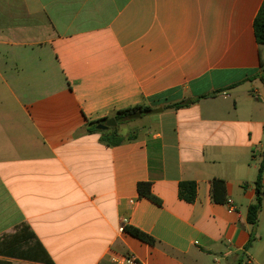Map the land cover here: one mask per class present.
<instances>
[{
	"label": "crops",
	"instance_id": "1",
	"mask_svg": "<svg viewBox=\"0 0 264 264\" xmlns=\"http://www.w3.org/2000/svg\"><path fill=\"white\" fill-rule=\"evenodd\" d=\"M263 2L0 0V264H264V195L258 226L247 220L264 158ZM139 105L153 110L131 140L88 132ZM215 178L234 210L212 200ZM124 219L156 244L120 233ZM33 250L43 261L21 256Z\"/></svg>",
	"mask_w": 264,
	"mask_h": 264
},
{
	"label": "trees",
	"instance_id": "2",
	"mask_svg": "<svg viewBox=\"0 0 264 264\" xmlns=\"http://www.w3.org/2000/svg\"><path fill=\"white\" fill-rule=\"evenodd\" d=\"M254 30L255 35L258 43L262 46H264V2L255 18L254 21ZM181 104H174L170 105L168 107L175 108L180 107ZM153 108L149 105H139L134 106L131 108L123 109L118 111L114 118L117 122V127L110 128L108 130H98L97 126L101 123H105L108 121V118L95 121V122H89L87 125L88 132L91 133H100L102 141L108 145V146H117L122 144L126 140H131L132 138L129 136L128 138L123 137L119 132V126L123 123H126L129 121V116L135 112H142V114H148L151 113ZM264 175V158L260 164L258 177L256 181V200L253 204H251L248 208V214H247V220L248 222L253 226V228H256L259 223V217L260 213L262 211L263 207V195L264 192L262 190V179ZM211 197L212 200L216 203H226L227 202V186L226 181L223 179L215 178L211 181ZM137 190L140 197L147 198L151 200L152 202L161 205V201L153 194L152 192V185L149 182H139L137 185ZM179 196L181 199L185 200L188 203H193L196 200L197 196V183L194 181H184L181 182L179 185ZM125 231L132 235L133 237L139 239L142 242H145L149 245H155L156 240L148 235L147 233L143 232L142 230L133 227V226H127L125 228ZM254 240V235L251 236L250 241L246 245V249H249L252 245V242ZM24 259H31L33 261H43L42 257L39 255V253L36 250L32 251V254H22L21 255ZM48 264H53L50 260H45Z\"/></svg>",
	"mask_w": 264,
	"mask_h": 264
},
{
	"label": "built area",
	"instance_id": "3",
	"mask_svg": "<svg viewBox=\"0 0 264 264\" xmlns=\"http://www.w3.org/2000/svg\"><path fill=\"white\" fill-rule=\"evenodd\" d=\"M227 202H228L229 208L231 210H234L235 207H234L232 201H227ZM123 222H124L123 223V226L119 230L120 233H124V231H125V225L128 222V220L127 219H124ZM113 261L116 264H137V260L134 257H132V256L115 257V258H113ZM244 264H252L251 257H246Z\"/></svg>",
	"mask_w": 264,
	"mask_h": 264
},
{
	"label": "rangeland",
	"instance_id": "4",
	"mask_svg": "<svg viewBox=\"0 0 264 264\" xmlns=\"http://www.w3.org/2000/svg\"><path fill=\"white\" fill-rule=\"evenodd\" d=\"M138 121H139V119H129L128 122L121 124L120 125V133H121V135L124 137V136H127L129 133H131L132 132V130H131V127H132L131 124H133L134 122H138ZM260 228H261L260 229V233H261L260 235H264V223L261 224V227ZM261 237H262L261 238V243H259L261 245H259V246H256L255 245V252L256 253H259V254L262 251V248H263L262 247V244H263V241H264V236H261ZM258 239H259V237H258ZM246 257H248V256H246Z\"/></svg>",
	"mask_w": 264,
	"mask_h": 264
},
{
	"label": "water",
	"instance_id": "5",
	"mask_svg": "<svg viewBox=\"0 0 264 264\" xmlns=\"http://www.w3.org/2000/svg\"><path fill=\"white\" fill-rule=\"evenodd\" d=\"M154 111L155 112H162V108L156 109ZM141 115H142L141 112L138 111V112L131 114L129 116V119H137V118H140ZM115 127H117V122H116L115 118H111L108 121H106L105 123L99 124L97 126V129L98 130H108L110 128H115Z\"/></svg>",
	"mask_w": 264,
	"mask_h": 264
}]
</instances>
